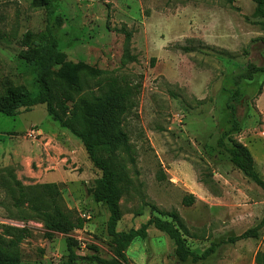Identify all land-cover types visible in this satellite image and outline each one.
<instances>
[{
    "label": "rangeland",
    "instance_id": "rangeland-1",
    "mask_svg": "<svg viewBox=\"0 0 264 264\" xmlns=\"http://www.w3.org/2000/svg\"><path fill=\"white\" fill-rule=\"evenodd\" d=\"M55 7L65 16L55 70L76 100L93 109L110 82L135 88L136 104L105 133L117 143L129 178L118 231L139 228L157 210L176 209L189 229V247L201 254L260 224L264 191L218 146L224 134L226 146H248L264 178V72L237 83L249 62L264 66V27L253 17L254 0H55ZM47 25L34 0H0V93L18 85L38 91L22 39L28 31L41 38ZM236 89L237 127L228 107ZM0 169H13L25 186L58 184L62 214L75 224L84 220L82 229L52 232L35 209L48 206L40 194L17 209L0 189V225L30 231L16 250L0 249L1 263L65 264L69 236L80 257L113 256L109 212L88 192L101 171L45 105L14 117L0 113ZM188 194L196 197L191 206L183 204ZM259 232L196 264H264V225ZM127 255V264H194L178 262L173 241L153 227Z\"/></svg>",
    "mask_w": 264,
    "mask_h": 264
},
{
    "label": "trees",
    "instance_id": "trees-1",
    "mask_svg": "<svg viewBox=\"0 0 264 264\" xmlns=\"http://www.w3.org/2000/svg\"><path fill=\"white\" fill-rule=\"evenodd\" d=\"M233 4L235 0H222ZM35 4L43 7L47 13L48 25L41 38L28 31L22 39L24 46L29 48V53L24 54V59L34 69L36 80L39 84L37 92L31 91L25 85L9 87L4 93H0V113L14 117L22 108L26 110L37 105H45L48 115L59 126L76 136L82 142L90 161L94 167L101 171V177L96 180L94 187L88 190L94 201L102 203L109 212L107 232L112 238V254L109 259L98 254L80 257L77 254L78 241L69 236L67 241L68 256L65 264H79L85 260L95 264H127V251L137 239L145 240L149 237L151 227L166 234L175 245V256L180 263L192 262L194 264L204 261L214 255L223 245L236 243L237 241L258 238L260 229L264 225V219L257 226L248 229L237 236L213 242L201 254L193 251L186 236L189 229L176 210H155L159 216L152 215L146 223L139 228L128 231H118V224L122 218L121 200L125 193L126 182L129 180L125 167L120 162L116 151L117 143L107 140L105 133L110 132L115 121L119 126V119L131 105L136 103L135 88L129 83L119 84L112 81L107 84V89L96 97L98 105L91 109L80 104L76 100V92L69 87L62 74L55 68L59 59V32L65 25L64 14L58 12L55 0H34ZM255 9L253 17L261 19L264 27V0H254ZM3 36L0 34V41ZM258 72H264V66H257L249 62L246 70L237 78L241 80H253ZM241 91L232 92L228 107L231 110L235 126L238 125L237 106ZM237 127V126H236ZM224 134L218 141V146L225 149L231 163L239 169L249 180L264 191V178L256 169L254 156L248 146L236 142L232 146H226ZM0 189L10 195L14 207L21 208L24 203H30L40 194L47 202V207L36 206L43 217L48 230L67 234L74 229H82L84 220L79 219L75 224L69 221L63 214L59 205L60 189L56 183H45L36 186H25L18 179L13 169H0ZM196 201L193 194H188L183 199L185 206H191ZM63 218V219H61ZM0 249L7 252L16 250L29 235L27 228H18L10 225H0ZM92 249L97 250L95 246ZM0 264H16L6 259Z\"/></svg>",
    "mask_w": 264,
    "mask_h": 264
}]
</instances>
